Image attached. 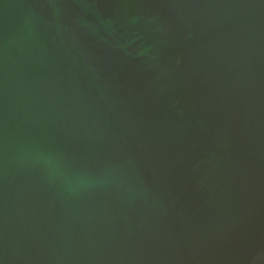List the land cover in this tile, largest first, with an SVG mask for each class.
Wrapping results in <instances>:
<instances>
[{
  "label": "water",
  "instance_id": "water-1",
  "mask_svg": "<svg viewBox=\"0 0 264 264\" xmlns=\"http://www.w3.org/2000/svg\"><path fill=\"white\" fill-rule=\"evenodd\" d=\"M0 264H264V0H0Z\"/></svg>",
  "mask_w": 264,
  "mask_h": 264
}]
</instances>
